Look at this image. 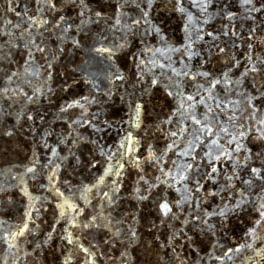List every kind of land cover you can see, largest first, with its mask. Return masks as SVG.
<instances>
[{
	"label": "snow or ice",
	"instance_id": "6c2138e0",
	"mask_svg": "<svg viewBox=\"0 0 264 264\" xmlns=\"http://www.w3.org/2000/svg\"><path fill=\"white\" fill-rule=\"evenodd\" d=\"M19 9L4 0L0 17V131L13 137L26 124L34 146L22 171L6 173L27 199L22 222L0 232L7 249L58 238L62 264H133L129 250L151 244L139 211L119 212L131 171L127 199L155 212L147 229L165 230L158 247L171 250L158 264H188L178 249L197 243L217 264H264V0H28ZM161 9L180 17L182 37L154 23ZM117 98L124 115L114 120ZM30 182L55 200L43 240L38 221L53 200ZM245 216L243 242L225 246L220 231Z\"/></svg>",
	"mask_w": 264,
	"mask_h": 264
},
{
	"label": "water",
	"instance_id": "95a60500",
	"mask_svg": "<svg viewBox=\"0 0 264 264\" xmlns=\"http://www.w3.org/2000/svg\"><path fill=\"white\" fill-rule=\"evenodd\" d=\"M28 0H19L20 9L24 8L25 3ZM101 0H94V6H97ZM4 6V0H0V17H3L5 14L2 11ZM131 12V10H129ZM8 18L15 20L17 19L14 13H8ZM154 23L160 25L166 34L175 40L178 37H182V21L178 15L175 13L167 12L164 10H157L153 13ZM219 21H216V26H219ZM238 23H244L239 21ZM247 25L245 24V29ZM264 51V49H262ZM77 62H80V57H76ZM58 86V83H57ZM154 103L163 104V96L158 95L154 98ZM123 105L120 104L118 98L116 100V108L113 110L115 115H113L114 120H118L120 116L124 115ZM55 109H52L54 112ZM51 118V116L49 117ZM151 117L146 120V123H150ZM15 121L10 118L9 123L6 127H11ZM25 131H18L17 134L13 137H7L3 135V132L0 131V189H6V191H0V221H5L6 223L0 225V232L4 228H9V230H14V226L21 223L23 219V214L26 210L27 199L23 197L19 189L15 187L16 181L11 179L10 175H6L8 170L11 169L13 173L22 171V166L27 162L31 156L33 150V140L30 133L27 131V125L25 124ZM39 128V125H37ZM57 131L60 130V126L56 125ZM111 142V138H109ZM253 152L259 151V144L255 141H252L248 145ZM42 160L44 159V152L42 149L39 150ZM81 179L80 176H76L74 183L78 182ZM135 180V174L131 171L126 174L125 185L122 189L121 195L125 197L121 201L119 212L124 215H129L132 210H138L141 216V223L139 226V232L141 233L142 240L147 241L151 244V248L145 247L143 244L133 247L129 250V253L133 259V264H158V261L163 259H169L171 256L170 249H159L158 245L160 242H163L165 230L161 229L158 232H149L147 229L148 223L153 220H157L155 212L151 210L150 207L139 208L135 201L127 199L130 196L131 188ZM30 191L33 195H48L50 199L53 200L52 205H46L48 207L47 212H42V220L38 221L41 223L42 231L38 236L39 240H43L46 232L50 230V225L54 222L55 213H54V203L55 200L50 194L44 193L38 187L32 186L30 182ZM175 195L174 193L172 194ZM219 201H215L218 203ZM207 207V205H205ZM117 218H120L118 215ZM249 224L247 217L243 219L233 218L230 223L225 225V228L220 231V235L223 237V242L225 246H235L236 244L243 242L244 231L246 226ZM31 226V225H30ZM62 227L58 226L59 228ZM193 235L194 240L199 241L200 237L195 234ZM155 236H160V240H155ZM29 239H32L29 237ZM84 244L87 246L89 243L88 239H85ZM119 247L116 250H110V254L118 257ZM34 245L27 244L23 246V250L17 255H13L16 251L8 250L7 246L0 241V264H62L64 255L67 254V249L62 245V242L57 238L48 247L37 249L33 251ZM193 248L196 251H193ZM181 252L182 258H186L188 264H194L198 259L197 252L199 256L204 257V260L201 264H217L216 261L210 260L207 253L211 251L206 244H194L192 247L185 246L183 249H178ZM223 250L217 251V255L220 254ZM28 252L29 255L24 253ZM243 256L236 259L235 264H241ZM73 264H80V257L74 256ZM100 264H104V261H101ZM109 264H112V261H109Z\"/></svg>",
	"mask_w": 264,
	"mask_h": 264
}]
</instances>
